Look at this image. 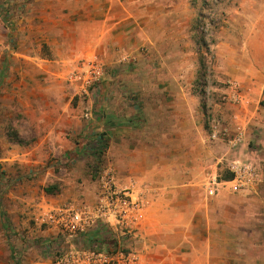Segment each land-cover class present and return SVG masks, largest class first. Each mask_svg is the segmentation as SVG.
<instances>
[{
  "label": "crops",
  "instance_id": "crops-1",
  "mask_svg": "<svg viewBox=\"0 0 264 264\" xmlns=\"http://www.w3.org/2000/svg\"><path fill=\"white\" fill-rule=\"evenodd\" d=\"M36 3L38 7H52L60 31L58 43L64 47V63L96 58L104 71L91 102L84 107L82 102L77 106L60 103L52 109L56 119L53 117L50 139L58 143L54 165L69 169L59 178L63 183L58 202L96 203L98 186L88 182L87 159L93 155L91 151L103 150L95 144L102 138L107 145V165L114 169L117 182H134L132 198H139L143 204L133 233L126 237L114 234L119 245L136 251L137 264H234L228 257L216 255V230L222 221L220 235L229 238V230H221L229 228L226 216L233 214L230 203L237 200L217 197L231 192L228 183L220 185L214 196L207 194L211 177L223 181L231 178L227 170L231 161L224 158L230 148L222 139L206 137L196 100L190 88L183 86L186 80L178 81L187 76L183 63L189 61L187 30L194 9L188 0ZM244 14L240 11L237 19L242 30L249 25ZM225 23L227 32L237 27L231 14ZM236 40L230 34L223 35L218 45L249 43L247 37ZM162 78L165 80L157 82ZM252 82L253 90L261 92L264 73L254 75ZM75 92L78 94L77 89ZM87 107L91 113L86 119L82 114ZM261 115L251 122L262 126L258 134L244 128L241 145L235 151L254 159L245 161L256 170V178L243 190L245 193L264 189V112ZM252 136L259 151L249 146ZM222 160L227 162L224 167ZM223 173L227 178H221ZM261 206L264 209V201ZM43 233L47 238H58L54 226ZM73 244L77 243L66 247ZM228 248L221 252L226 254Z\"/></svg>",
  "mask_w": 264,
  "mask_h": 264
},
{
  "label": "rangeland",
  "instance_id": "rangeland-1",
  "mask_svg": "<svg viewBox=\"0 0 264 264\" xmlns=\"http://www.w3.org/2000/svg\"><path fill=\"white\" fill-rule=\"evenodd\" d=\"M36 2L0 0V264H57V247L73 241L68 237L59 242L43 233L52 227L47 217L60 204L57 196L63 182L59 178L69 172L54 165L58 143L50 139L56 119L52 109L60 103L77 106L82 102L84 107L93 97L76 94L70 80L81 60L64 63L52 7H38ZM188 2L194 9L187 30L189 61L183 63L187 76L178 81L186 80L183 86L190 88L196 100L206 137L213 118L225 128V135H220L223 144L238 129L248 127L253 135L258 134L262 126L251 122L256 116L263 117L264 87L255 92L252 81L254 75L264 73V39L253 38L264 37V0ZM240 11L248 17L244 30L237 22ZM230 14L237 27L227 32L225 21ZM228 34L237 42L247 37L249 43L218 45L220 37ZM252 137L249 146L257 150L256 137ZM239 145L231 147L224 158L254 161L235 153ZM105 150L100 154V150L89 149L93 155L87 159V179L97 186L101 171L112 169ZM226 163L222 160V167ZM50 188L52 192L47 191ZM217 197L237 200L230 203L233 214L226 216L229 228L221 230H229V238L220 235L222 221L216 225L218 258L228 257L234 264H264V189L257 193L224 191ZM225 247H229L226 254L221 252Z\"/></svg>",
  "mask_w": 264,
  "mask_h": 264
},
{
  "label": "built area",
  "instance_id": "built-area-1",
  "mask_svg": "<svg viewBox=\"0 0 264 264\" xmlns=\"http://www.w3.org/2000/svg\"><path fill=\"white\" fill-rule=\"evenodd\" d=\"M103 73V66L96 58L81 59L70 81L77 87L79 93L90 98L97 89ZM90 113L91 107H87L83 112L84 118L87 119ZM212 121L209 138L215 141L220 139L221 134L225 135V128H222L216 118ZM242 138V131L238 129L233 136L227 135L225 142L228 148H231L238 145ZM227 170L231 173L228 181L220 180L216 176L209 179L207 186L209 196H214L219 186L224 183H228L229 190L233 193L243 191L256 178L255 167L249 162L231 161L227 165ZM99 177L95 204L64 201L47 217V222L58 231L59 242L69 237L73 239L71 243H77L69 247L61 245L57 247L55 251L57 264H137L138 262L136 251L127 250L119 245L116 235L117 245L110 249L97 245H84L78 237L100 222L109 227L114 234L117 232L119 236L126 237L133 233L135 224L141 218L142 201L139 198H132L134 182L130 185L119 184L112 169H103Z\"/></svg>",
  "mask_w": 264,
  "mask_h": 264
},
{
  "label": "trees",
  "instance_id": "trees-1",
  "mask_svg": "<svg viewBox=\"0 0 264 264\" xmlns=\"http://www.w3.org/2000/svg\"><path fill=\"white\" fill-rule=\"evenodd\" d=\"M95 144L98 149H104L106 145L102 138H99ZM99 152L101 154L103 150ZM52 188L48 189L47 191L52 192ZM78 237L84 245H97L98 247L106 249L114 248L117 245V239L112 230L101 222L97 223L94 227L85 233H82Z\"/></svg>",
  "mask_w": 264,
  "mask_h": 264
}]
</instances>
